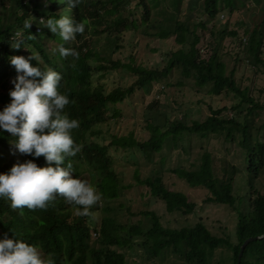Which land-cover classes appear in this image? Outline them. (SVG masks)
Returning <instances> with one entry per match:
<instances>
[{
    "label": "trees",
    "instance_id": "1",
    "mask_svg": "<svg viewBox=\"0 0 264 264\" xmlns=\"http://www.w3.org/2000/svg\"><path fill=\"white\" fill-rule=\"evenodd\" d=\"M132 1L81 0L77 7L69 9L65 4L56 3V0H50L46 5L42 0L35 6H25L23 0H0L2 106L10 101L8 91L13 87L9 78L14 66L10 65L8 58L12 55L27 58L31 48L39 53L40 59L32 60L30 64H37L41 70L51 68L62 71V78L66 81L60 82L63 89L80 81L91 90L92 76H109L121 68L136 77L134 85L127 89L117 87L107 91L104 86H97L92 93L86 92L78 98L84 114L90 115V118L84 116L85 121L75 135L78 144L84 142V134L89 132L91 125L123 120L124 111L117 105L131 96L136 88L151 92L153 83L171 86L167 80L174 70L181 73L179 86L189 82L195 90H208L207 94L212 98L232 93L241 99L240 103L230 109L214 110L210 106V116L204 122L195 121L189 126L183 120H172L168 112L159 115L160 104L155 101L149 106L152 116L147 124L148 140L140 141L132 130L124 136L109 134L108 146L94 143L80 145L77 157L89 170L91 182L102 193L101 200L90 207L88 215H76V206L60 196L47 202L44 208L31 210L26 207L12 209L9 201L0 197V238L5 234L13 238L14 233L16 238L38 245L43 255L51 253L55 264H159L158 259L164 262L165 258L170 259V264H209L208 258L223 247L232 251L229 264H237L244 241L264 234V194L257 187V181L264 176V138L261 137L264 123L253 135L250 121L253 113L259 115L264 112V103L252 98L248 88L241 89L236 81V69H228L226 58L230 55L221 53V45L226 36L237 38L239 35L238 30H229V18L235 13L241 14L251 4L262 18L245 29V57L235 60H243L244 64L250 63L254 68L264 65V0H137L136 7L131 9L127 5ZM222 13L226 15L224 21L219 19ZM50 15L56 18L68 15L76 21H86L85 32L76 34L74 40L61 41L43 24L40 27L37 25L39 17L46 19ZM26 21L30 23L27 29L24 28ZM125 32L162 41L173 39L178 49L165 55L167 60L162 68L136 66L133 59L129 63H121L113 56L122 48L120 41ZM205 33H209L210 40L216 38L217 42L213 39L207 44ZM46 36L55 45L44 44ZM14 40H20L28 50L12 49L10 45ZM60 43L74 48L79 53L78 58H62L54 52ZM76 74L78 77L73 79ZM244 104H250L245 113L242 111ZM242 114L244 117L240 120ZM160 118L163 125L159 123ZM89 133L93 135L95 131ZM14 140L15 137L6 130L0 133V173L8 172L17 163L12 160L17 157L13 152L15 148L12 149ZM194 141L199 145L195 152ZM215 141L221 144L224 152L208 146ZM110 148L141 152L144 156L141 163H138L136 154H131L137 164L132 180L148 188L153 202L163 204L166 214L188 217L196 212L195 202L183 192L170 189L157 171L145 178L140 173L142 163L153 162L156 153L160 154V165L164 169L167 162L165 153L173 149L182 151L192 162L186 166L177 165L174 169L166 168V172L173 173L190 188L206 190L208 196L205 203L226 206L234 211L237 224L233 237L228 234L214 235L202 221L171 228L163 225L164 216L153 210L133 213L129 206L125 207L128 201L124 190L131 186L124 182L127 172L113 168L114 158L109 153ZM231 152L234 153L233 158H229ZM23 155L22 162L32 159L38 166H45L43 156ZM68 163L74 166L76 177L88 181L83 176L85 169L80 170V165L73 164L70 159ZM65 164L66 159L62 166ZM238 178L247 189L243 194H240L242 187L236 186ZM118 198L122 202L114 211L113 201ZM123 207L128 216L126 221L121 222L119 215L124 213ZM95 209L98 213H94ZM96 214L101 217L98 224L93 222ZM136 215L139 217L134 220ZM88 223L96 225L94 231H97L98 237L95 241H91L89 227H86ZM240 264H264V239L251 242L246 247Z\"/></svg>",
    "mask_w": 264,
    "mask_h": 264
},
{
    "label": "rangeland",
    "instance_id": "2",
    "mask_svg": "<svg viewBox=\"0 0 264 264\" xmlns=\"http://www.w3.org/2000/svg\"><path fill=\"white\" fill-rule=\"evenodd\" d=\"M97 2L98 0H92ZM137 5V0H133L129 8L133 9ZM185 10V9H184ZM184 13H182L183 15ZM223 16V17H222ZM225 14L222 13L220 18L222 21L225 19ZM262 18L260 12L255 8V6L248 4V7L243 9L241 14L235 13L229 18V30H238L239 35L237 38L226 36L222 42L221 53H228V69H236V81L240 84L241 89L248 88L250 90V96L255 99H259L260 103H264V65L260 64L256 68L250 63L244 64L241 60L237 62L235 58L245 57L243 48H245L244 35L245 29L248 26H253V21H260ZM220 24L218 25V27ZM104 39V35L102 36ZM44 44L53 46L55 43L45 37ZM217 42L216 38L210 40L209 33H205V42L207 44L209 41ZM122 48L113 56L114 60H120L121 63H129L131 59L134 60L136 66H143L147 69H155L157 67L162 68L166 64L167 57L166 54L176 51L178 49L176 43L173 39L169 40H159L157 38L143 37L140 34L133 32H125L122 34L120 41ZM32 51H35L31 48ZM168 56V55H167ZM262 60H264V47ZM16 74L12 76L15 78ZM181 78V73L178 70H174L167 80L171 86H166L164 83L157 84L153 83L151 92H147L144 88L137 89L134 93L129 96L123 103L118 104L117 107L123 109L124 119L120 121L109 120L107 123H99V125L94 126L95 130H98L97 134L90 136L89 140L99 143L100 145H108L109 134H117L118 136H124L130 131L134 130L136 137L140 141H146L149 138V132L147 129L148 120L152 116L150 105L159 101V115L170 113L172 120L179 119L185 121L189 126L193 122H204L210 116V106L216 110L223 107L230 109L231 107L240 103L241 99L230 93L229 95H222L220 97L212 98L207 94L208 90H195L193 85L186 82L183 86L178 85V81ZM136 81L135 75L129 71L124 70V68L113 71L109 76L101 77L100 75H94L93 85L104 86L107 91H111L117 87L129 88L134 85ZM250 107V104H244L242 111L245 113ZM1 108V105H0ZM232 113V112H228ZM231 115V114H229ZM242 114L240 120H243ZM250 121L253 125L252 134L256 135V129L264 123V112L253 113L250 117ZM161 125L164 124L163 119H159ZM262 139L264 138V133H262ZM198 142L194 141L193 152L198 149ZM210 148H215L220 152H224L223 147L220 143L216 141L210 145ZM14 149V147H12ZM236 150V149H235ZM234 151V150H233ZM17 157L12 160L17 162H22L24 160V155L21 153H16ZM110 155L114 158L113 168L116 171L125 169L127 175L124 179L126 185L131 186L124 190L125 198L128 201L125 207L129 206L133 213H138L140 211L153 210L158 215L164 216L162 218L163 225L171 228H177L181 225L195 224L198 221H202L208 229L217 236H222L228 234L233 237L235 232V226L237 224L236 213L232 211L229 207L218 206L214 204L205 203V199L208 196V192L204 189L190 188L182 180L177 179V177L170 172H166L167 169H174L177 165H188L186 155L182 151L173 149L165 153L167 156L166 168L162 169L160 165V154H155L154 161L148 164H143L140 166V173L142 177L151 175L154 172H158L162 177H164L166 184L170 189L183 192L188 196L190 201L197 204L196 212L188 217L175 216L165 213L163 204L159 202H153L150 195L148 194L149 189L135 184L136 181L132 180V173L135 164L134 159L131 154L134 153L139 157V162L141 163L144 156L141 152L137 150L121 149L115 150L114 148L109 149ZM229 158L234 157V153H229ZM193 153V158H194ZM192 158V159H193ZM11 161V160H10ZM238 164V163H237ZM83 168V167H82ZM83 175L92 180L91 174L88 170L83 172ZM241 178L237 179L236 186L242 187L240 194H243L247 189L243 187V183L240 181ZM257 187L264 194V176L262 179L257 181ZM122 202L121 198L113 202V206L116 208ZM123 212H120L119 220L126 221L127 211L123 207ZM166 214V215H165ZM139 215H136L133 219L137 220ZM96 221L100 220V217L95 218ZM189 220V221H188ZM130 256V255H129ZM132 256V255H131ZM232 257V251L228 248H219L214 251V253L208 258L209 264H229ZM135 258V257H134ZM158 259L159 264H170V259L167 258ZM143 264V263H142Z\"/></svg>",
    "mask_w": 264,
    "mask_h": 264
},
{
    "label": "clouds",
    "instance_id": "3",
    "mask_svg": "<svg viewBox=\"0 0 264 264\" xmlns=\"http://www.w3.org/2000/svg\"><path fill=\"white\" fill-rule=\"evenodd\" d=\"M40 1L42 0H23V4L35 6ZM49 2L50 0H44L45 5ZM80 2L81 0H56V3L65 4L69 9L77 7ZM29 24L26 21L24 28L27 29ZM42 24L55 36H59L61 41L74 40L76 34H83L86 29V21H76L68 15L58 18L50 15L46 19L39 17L37 25L40 27ZM10 46L12 49L28 50L20 40H14ZM53 51L62 58H78L79 55L74 48L64 47L63 43L57 44ZM8 59L10 65L14 66L9 78L13 87L8 91L10 101L4 106L0 103V133L6 130L15 137L12 145L19 153L32 157L43 156L45 166H38L32 159L14 163L8 172L0 173V197L9 201L12 209L26 207L31 210L44 208L47 202L60 196L76 206V215H88L90 207L101 200L102 193L90 180L76 177L75 168L71 167L68 160L80 165V170H88L77 157L80 145L99 144L89 140L91 130L98 133L94 126L99 123L90 126L89 132L84 134V142L78 144L75 141V135L80 131L86 116L82 107L80 108L78 98L95 90L94 76L90 79L91 90L80 84V81L63 89L60 82L66 81L62 71L51 68L41 70L37 64H30L32 60L40 59L38 52L30 51L27 58L12 55ZM14 73L16 76L12 78ZM77 77L78 74L73 79ZM86 117L90 118V115ZM65 159L67 164L62 166ZM96 209L94 213H98ZM101 213L102 210L100 215ZM98 215L93 219L96 224L100 221L95 219ZM86 227H89L91 241H95L98 237L97 231H94L96 225L88 223ZM72 237H76V234H72ZM0 264H55V261L51 253L43 255L38 245L16 238L13 233V238H8L6 234L0 238Z\"/></svg>",
    "mask_w": 264,
    "mask_h": 264
},
{
    "label": "water",
    "instance_id": "4",
    "mask_svg": "<svg viewBox=\"0 0 264 264\" xmlns=\"http://www.w3.org/2000/svg\"><path fill=\"white\" fill-rule=\"evenodd\" d=\"M261 239H264V234H263L262 236L248 238V239H246V240L244 241V243L242 244V246H241V248H240V251H239L237 264H240V261H241V258H242V254H243L244 250L246 249V247H247L251 242L258 241V240H261Z\"/></svg>",
    "mask_w": 264,
    "mask_h": 264
}]
</instances>
